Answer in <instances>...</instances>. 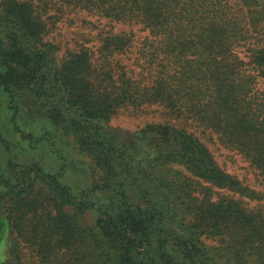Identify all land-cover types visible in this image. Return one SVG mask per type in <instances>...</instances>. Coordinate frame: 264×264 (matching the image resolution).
<instances>
[{
  "label": "trees",
  "instance_id": "obj_1",
  "mask_svg": "<svg viewBox=\"0 0 264 264\" xmlns=\"http://www.w3.org/2000/svg\"><path fill=\"white\" fill-rule=\"evenodd\" d=\"M63 8L148 34L100 30L97 51L61 61L46 14ZM260 75L264 0H0V239L11 236L1 264H25L24 250L40 264H264V209L250 207L264 190L222 169L188 129L215 134L264 183ZM154 106L182 127L110 125L120 109ZM64 144L93 174L81 191L65 181ZM14 146H49L61 169L14 159Z\"/></svg>",
  "mask_w": 264,
  "mask_h": 264
},
{
  "label": "rangeland",
  "instance_id": "obj_2",
  "mask_svg": "<svg viewBox=\"0 0 264 264\" xmlns=\"http://www.w3.org/2000/svg\"><path fill=\"white\" fill-rule=\"evenodd\" d=\"M46 17L49 28L47 40L56 45L58 59L61 61L67 57L69 52L76 51L80 48L97 51L100 46V30L109 31L113 29L117 33H128L129 31L134 30L138 42L148 34L146 31L142 30L141 26H130L109 22L104 19H98L96 16H91L88 13L79 10L63 8L61 11H49L46 14ZM134 45L137 46L136 43ZM250 54L251 53L246 47L238 50L239 58L245 63L250 64L248 67L252 69L254 66L251 64L252 59ZM135 58V48H133L130 54L122 57V60L129 69H135ZM138 71L139 70L137 69L136 72ZM257 88L264 90V77L261 75L258 78ZM148 122L160 124L169 123L171 125H176L177 127H182V122L168 116L162 106H154L151 109L147 108L145 111H136L133 110L132 107L120 109L113 117L110 125L114 128L133 132L140 129ZM27 128L30 129L29 131L33 128L38 131V134H40V127L34 121L27 124ZM188 129L200 138V140L211 150L222 169L227 173L239 177L245 184L251 185L257 191L264 190V183L260 176V172L251 166L249 161L243 155L237 151L222 146L218 142L217 136L211 134L210 131L202 134L200 129L190 126ZM9 137L12 139L11 135H9ZM24 144L26 143H23V145ZM61 147H67V149L61 151V157L65 159L63 162H67L69 168H71L65 181L76 191H81V189L91 186L94 179L93 174L89 169L88 161L79 158L74 149L68 148L65 144ZM11 148L13 149L12 157L14 159L23 160L26 158H34L42 161L46 165L52 163L55 171L61 169L62 162L60 159H57L58 155L49 146L41 147L39 149H30L29 151L24 152H22L17 146ZM256 205H259L264 209V201L253 203L250 207ZM88 219H91V222H93L94 217L90 215ZM10 242L11 236L9 235L0 239V264L6 261L9 257ZM207 243L211 245L215 244V241L209 240ZM23 260L25 264H40L39 260L30 250L23 251Z\"/></svg>",
  "mask_w": 264,
  "mask_h": 264
}]
</instances>
